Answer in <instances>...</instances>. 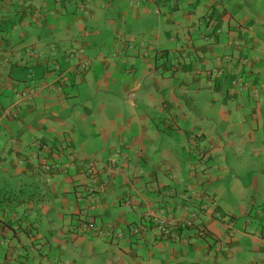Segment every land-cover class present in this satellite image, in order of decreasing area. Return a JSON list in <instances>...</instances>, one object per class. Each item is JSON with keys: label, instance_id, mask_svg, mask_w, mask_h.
Returning <instances> with one entry per match:
<instances>
[{"label": "crops", "instance_id": "0c3cea01", "mask_svg": "<svg viewBox=\"0 0 264 264\" xmlns=\"http://www.w3.org/2000/svg\"><path fill=\"white\" fill-rule=\"evenodd\" d=\"M222 1L208 46L210 0H0V107L29 74L39 86L33 106L0 115V264H264V0ZM238 69L250 88L231 90ZM108 160L91 200L83 164ZM149 209L195 213L206 233L67 228L88 217L123 232Z\"/></svg>", "mask_w": 264, "mask_h": 264}, {"label": "built area", "instance_id": "2783aa9c", "mask_svg": "<svg viewBox=\"0 0 264 264\" xmlns=\"http://www.w3.org/2000/svg\"><path fill=\"white\" fill-rule=\"evenodd\" d=\"M212 3L215 7H221V9L226 8V3L222 0H212ZM155 12H158L156 9ZM200 24H205V28L202 29V38L205 41H209V43H213L216 41L218 36L222 33L221 30V23L220 21H216L213 19L209 13L201 15L199 18ZM243 30L250 31L252 25L250 23L243 25H239ZM182 35L187 39L189 37V30L184 29L182 31ZM208 44V43H207ZM32 54V51H30ZM224 58L226 61L232 60V55H225L221 58L217 57L216 60H221ZM240 63L245 64L246 59L241 58L238 56ZM218 72V71H217ZM221 71H219L220 73ZM63 78H66L64 73H61ZM28 82L27 85H15L13 86V99L7 105V107L3 106L0 107V115L5 117H16L17 114L22 110L24 107L33 106L35 100V93L38 91L39 86L33 84V77L31 74L28 75ZM231 87L237 90L240 88L248 89L251 86V83L247 80L246 74L244 71L239 70L235 77L232 79L230 83ZM0 88H1V81H0ZM254 92L257 93V89H254ZM1 93V89H0ZM1 106V105H0ZM43 147L42 143L36 144V149L40 150ZM63 169V168H62ZM114 169L113 162L111 160L106 161L105 163H100L98 161H88L83 164V172L91 179V182L94 184L87 189V194L91 200H94L95 196L97 195L98 191L101 192L104 190V184H95L94 177L100 171L108 172V176L112 175ZM147 220L140 219L137 222L129 225L125 231H114L113 228H108L107 230L102 229L101 226H97L92 223V220L87 218H80L76 223L70 224L69 230L74 233H86L90 231L93 235H104L109 237L110 239H119L124 237L128 234L131 237H136L139 240H145V238L150 234V232L154 233V239H168L173 241H178L183 236V232L187 229L194 228L197 232L198 236H204L206 231L201 225L195 224V213H191L190 216L182 221H174L172 219H168L164 213H162L158 209H149L145 213ZM36 226H30L28 229H31ZM60 264V263H58Z\"/></svg>", "mask_w": 264, "mask_h": 264}, {"label": "rangeland", "instance_id": "374dc122", "mask_svg": "<svg viewBox=\"0 0 264 264\" xmlns=\"http://www.w3.org/2000/svg\"><path fill=\"white\" fill-rule=\"evenodd\" d=\"M226 7H227V4H226ZM216 11H218V13L215 15V13H216ZM207 13H209V15L210 16H212L213 17V19L214 20H216V21H220V23H221V30L223 31L224 30V24H225V22H226V18H225V10H223V9H221V7H215V5L212 3V0H210V5H209V8H208V11H207ZM200 17V16H199ZM152 15L150 14V16H149V18L147 19V22L148 23H153L152 22ZM201 25V28L203 29V28H205V26H206V23L205 24H200ZM240 25H243V26H245V24H240ZM201 39H202V41H203V43L205 44V45H208V46H214V44L216 43V41H213V43H209V41H205L204 42V40H203V38H202V34H201ZM208 43V44H207ZM241 57V56H240ZM241 58H244V59H246V57H241ZM0 81H1V83H2V80L0 79ZM262 86V85H261ZM1 87H2V84H1ZM1 89V88H0ZM231 90H234V88H232L231 87ZM237 90H241L240 88H238ZM259 91H261V90H259ZM260 93V92H259ZM1 98V97H0ZM3 106H5V107H7V104H4ZM86 179H87V183L88 184H90V182H91V179L89 178V177H86ZM76 218H78V217H74V218H72V220H74L73 222H71L72 220H70L69 222H68V226L70 227V224H72V223H76L78 220H76ZM81 218H87V217H81ZM89 219H91L92 220V223H94L95 221H94V219H92V218H89ZM94 221V222H93ZM96 224V223H95ZM97 226H100V224H96ZM105 228H107V227H105ZM125 231V230H124ZM86 234H88V235H91L90 234V231H87L86 232ZM93 235V234H92Z\"/></svg>", "mask_w": 264, "mask_h": 264}, {"label": "trees", "instance_id": "16d2710c", "mask_svg": "<svg viewBox=\"0 0 264 264\" xmlns=\"http://www.w3.org/2000/svg\"><path fill=\"white\" fill-rule=\"evenodd\" d=\"M41 196V188L39 187V190L38 191H36V192H34V193H31L30 195H28V197H26V198H24V197H22L21 196V193L19 192V194L17 195V194H15V197L16 198H20L19 199V202L22 204L23 202H26V201H28V200H30V201H36V199L38 198V197H40ZM80 218H77L76 220H79ZM68 228V230H69V226L67 227ZM70 231V230H69Z\"/></svg>", "mask_w": 264, "mask_h": 264}]
</instances>
